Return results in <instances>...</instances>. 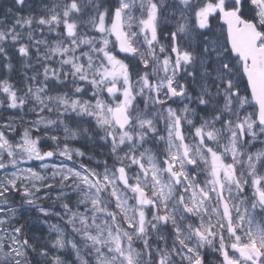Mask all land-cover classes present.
<instances>
[{"label": "snow or ice", "instance_id": "6c2138e0", "mask_svg": "<svg viewBox=\"0 0 264 264\" xmlns=\"http://www.w3.org/2000/svg\"><path fill=\"white\" fill-rule=\"evenodd\" d=\"M0 264H264V0H12Z\"/></svg>", "mask_w": 264, "mask_h": 264}, {"label": "trees", "instance_id": "16d2710c", "mask_svg": "<svg viewBox=\"0 0 264 264\" xmlns=\"http://www.w3.org/2000/svg\"><path fill=\"white\" fill-rule=\"evenodd\" d=\"M11 2H12V1H2V2H0V18H2L3 13H4V10L6 9V7L11 6ZM75 146L79 147L80 145L77 144V145H75ZM89 148H91L92 151L95 152L96 156H97L98 158H100V153L103 151L102 149H100V148H93L91 145L89 146ZM89 154L91 155L92 152H89ZM37 227H38V228H42V227H44V226H42V225H37Z\"/></svg>", "mask_w": 264, "mask_h": 264}, {"label": "rangeland", "instance_id": "374dc122", "mask_svg": "<svg viewBox=\"0 0 264 264\" xmlns=\"http://www.w3.org/2000/svg\"><path fill=\"white\" fill-rule=\"evenodd\" d=\"M2 1H12V0H0V2H2ZM58 162V161H57ZM39 234V233H38Z\"/></svg>", "mask_w": 264, "mask_h": 264}]
</instances>
